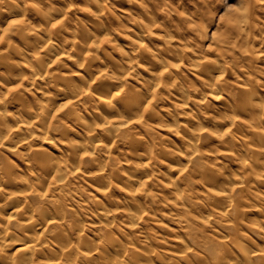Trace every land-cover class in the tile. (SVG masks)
<instances>
[{
  "label": "bare ground",
  "instance_id": "1",
  "mask_svg": "<svg viewBox=\"0 0 264 264\" xmlns=\"http://www.w3.org/2000/svg\"><path fill=\"white\" fill-rule=\"evenodd\" d=\"M124 1L0 4V264H264V0L206 49L183 0Z\"/></svg>",
  "mask_w": 264,
  "mask_h": 264
},
{
  "label": "rangeland",
  "instance_id": "2",
  "mask_svg": "<svg viewBox=\"0 0 264 264\" xmlns=\"http://www.w3.org/2000/svg\"><path fill=\"white\" fill-rule=\"evenodd\" d=\"M52 2H54L53 4L57 5V3L59 2H66L68 0H51ZM71 2L74 3L75 7L80 8L79 6L83 5V0H69ZM186 7H185V15H188L189 12L193 9L198 10L199 12H202L201 14L203 15V21H202V31L200 33V45H205V47L209 44H216L219 40V38H221L223 36V33L226 31V24L230 21V20H235L238 17L239 21L244 20V5L242 0H183ZM196 2H198L197 4H195ZM107 8L110 12H112L114 14V16H123L125 15L124 12H131L130 8L132 6H130V3L124 0H107ZM170 4V3H169ZM172 6V8L170 9L171 11H173L174 9V5L170 4ZM190 6V7H189ZM132 9V8H131ZM80 11V10H79ZM79 11H74V13H76L79 16H83ZM181 11V10H180ZM133 12V10H132ZM174 13V12H173ZM200 17H202L201 15H199ZM243 24V22H241ZM202 43V44H201ZM203 45V47H204ZM204 47V48H205ZM206 49V48H205ZM264 50V47L262 48ZM262 59L264 60V55L262 56ZM32 94H37L40 92L38 86H36L35 88L31 89ZM40 95V94H37ZM164 101L167 102L166 104H164V107H168V109L171 111L175 110L179 113L180 117L181 115H183V111L182 110H176V107L171 106L170 103H172L174 100L169 98V96H166L164 98ZM170 104V105H169ZM193 107V106H192ZM8 110L10 111H14V106L9 105ZM171 111V112H172ZM154 134H167L169 135L172 139H175V136L167 131V130H163L162 128H156L154 129ZM50 150L53 151V149H51L48 145H46ZM2 153H5L6 155H9L10 157L14 158V156H11L9 154V152L3 150ZM215 163H219L218 160H215ZM165 170V168H164ZM167 173V170H165ZM165 173V174H166ZM168 174V173H167ZM168 175H171L170 173ZM164 182V180L162 178H159V180H156V183L159 182L160 184L163 185L162 182ZM76 186H80V192H81V197L80 199H86L88 202L87 208H93V203L91 202L92 198L91 196L93 195H97V192L94 190L93 185L86 180H83L82 178H77L76 182H75ZM161 186V185H159ZM76 196V197H75ZM73 199L74 200H80L78 198V195H73ZM90 201V202H89ZM162 210L165 213V217H164V225L169 226L170 228H175V220L173 219L172 215H171V209L169 206H167L165 204V206L163 205ZM82 212L84 214V216L86 217V219H88V222H92V221H96L97 218H94L91 213L87 210H83ZM118 227V226H117ZM151 229L150 232V237H152L154 239V237H157L159 235H165L166 234V229L164 228V226H155L154 224H150L149 225ZM122 232L128 231V232H132L129 229H127L124 225H120L118 227ZM150 231V229L148 230ZM93 232V228L88 226L87 227V234H90ZM133 233V232H132ZM135 233V231H134ZM137 235V234H135ZM12 250H7L6 252L10 253Z\"/></svg>",
  "mask_w": 264,
  "mask_h": 264
},
{
  "label": "clouds",
  "instance_id": "3",
  "mask_svg": "<svg viewBox=\"0 0 264 264\" xmlns=\"http://www.w3.org/2000/svg\"><path fill=\"white\" fill-rule=\"evenodd\" d=\"M7 2H13V3H15L16 2V0H0V4H4V3H7ZM81 67H83V64H81ZM199 141L197 140V143H198Z\"/></svg>",
  "mask_w": 264,
  "mask_h": 264
}]
</instances>
